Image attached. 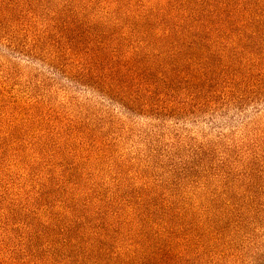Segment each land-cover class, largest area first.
<instances>
[{
  "label": "trees",
  "instance_id": "obj_1",
  "mask_svg": "<svg viewBox=\"0 0 264 264\" xmlns=\"http://www.w3.org/2000/svg\"><path fill=\"white\" fill-rule=\"evenodd\" d=\"M0 46L18 57L0 56V97L9 93L12 105V114H0V146L33 160L19 185L0 193L22 217L7 231H20L18 249L0 264H28L16 257L26 245L33 264H190L193 253L196 261L204 255L197 248L206 232L213 237L221 224L243 221L245 199L226 197L234 170L225 158L212 171L226 192L212 199L171 193L176 183H153L149 167L132 161L113 164L118 177L133 171L129 190L120 179L104 191L84 188V172L100 153L113 157L104 146H119L130 132L105 102L163 121L187 108H241L264 92V0H0ZM35 62L48 72L30 68ZM81 88L101 100L77 96ZM154 135L150 142L161 146ZM182 143L174 137L153 150L157 166L176 160ZM260 149L264 130L234 166L264 163ZM205 164H195L196 193L211 170ZM172 169L180 178L192 174L186 163ZM204 202L213 206L208 220Z\"/></svg>",
  "mask_w": 264,
  "mask_h": 264
},
{
  "label": "rangeland",
  "instance_id": "obj_2",
  "mask_svg": "<svg viewBox=\"0 0 264 264\" xmlns=\"http://www.w3.org/2000/svg\"><path fill=\"white\" fill-rule=\"evenodd\" d=\"M0 56L2 60L18 58L3 46H0ZM30 68L48 72L38 62L33 63ZM12 84L7 85L10 88L9 91L13 88ZM81 89L77 90L80 93L77 96L94 98L97 101L101 100L89 90ZM263 94L264 92H259L254 96L248 95L241 108L235 106V104L221 106L220 103H217L220 106L218 109L212 106L204 108L197 114H189L192 110L187 108L188 112L180 115V118L166 115L163 121H152L137 116L135 113L126 114V111L118 105L105 102V106L112 110L111 113L116 115L118 120L125 122V127L130 132L125 131L122 133L125 138L119 146H104V150L113 157L108 158L107 154L100 153L97 159L87 161L85 164L87 170L84 172L87 182L84 188L96 184L102 186L101 190L104 191L110 189L112 184L117 182V179L123 181L124 190L127 187L128 190L136 188L135 181L129 179L132 177L133 171L129 173V171L123 169L121 177H118L115 165H113L130 161L134 162L136 166H148L147 174L154 176L153 181L151 180L153 183L154 179L161 180L162 184L176 183L175 191L171 193H177L178 195L190 196L197 194V197L200 196L204 199L221 197L223 196L222 193L226 192L223 189L224 184L228 183L231 190L226 197L244 198L247 202L243 209V221L237 226L229 228L221 224L217 227L218 232L213 237L211 233L206 232V237L199 243L197 248L204 255H201V258L196 261V253H193L189 257L190 264H264V163L252 162L248 165L245 162L242 163V166L240 164L234 166L235 164H233L236 158L246 156L245 153L249 147L253 146L254 138L258 136L261 130H264ZM11 109L10 94L8 93L4 99L0 97V114L2 112L12 114ZM3 132L0 129L1 135H3ZM155 133L162 137L163 144L161 146L153 144L149 140L150 136L155 137ZM174 137H178V140L183 142L182 146L179 147L176 160L170 163L163 160L165 165L157 166L160 161L157 157L158 154L156 155L153 150L161 153ZM200 150L202 155L199 156L197 153ZM254 153L256 154V152L251 153L249 158L253 157ZM257 153L259 159L264 158V150L260 149ZM95 154H97V151ZM150 155L154 158L150 159ZM201 158L205 160L208 170H211L207 178L197 180L198 183L205 184V188L196 193V190L193 189L195 185L193 183L196 180L194 174L195 164ZM223 158L232 164H229V167L234 170V175L231 176L229 181H225L224 184L220 185L216 181L217 179L213 177L214 170L212 171V169ZM185 163L187 168L192 170V174L180 178L178 169H172V165ZM31 164H33V160L26 152L15 153V147L0 146V193L10 185H13V187L18 186L20 175ZM160 166L162 168H158ZM33 167H35L33 171L37 174L39 172L38 166L34 165ZM236 174H242L243 176L237 177ZM167 188L168 185H165L162 190ZM101 190L94 191L100 193ZM10 198L7 202L0 200V215L5 214L7 215L5 218L8 217L9 219V223H6L5 219L0 220V250H2L0 261L9 260L13 256L14 250L18 249L17 244L20 237V231L7 235L8 230H11V228L16 229L15 226L22 222V217L14 214L13 209H11V203H8ZM21 204L19 202V206ZM203 206H206V211L202 220H208L214 214L213 206L207 202L202 203ZM39 243L45 244L44 240ZM23 250L22 255L17 254V259L26 258L28 264H33L32 261L35 262V259L26 257L32 250V245H26Z\"/></svg>",
  "mask_w": 264,
  "mask_h": 264
}]
</instances>
